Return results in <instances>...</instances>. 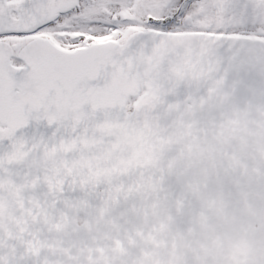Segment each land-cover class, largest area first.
Segmentation results:
<instances>
[{
	"label": "snow or ice",
	"instance_id": "obj_1",
	"mask_svg": "<svg viewBox=\"0 0 264 264\" xmlns=\"http://www.w3.org/2000/svg\"><path fill=\"white\" fill-rule=\"evenodd\" d=\"M0 264H264V0H0Z\"/></svg>",
	"mask_w": 264,
	"mask_h": 264
}]
</instances>
